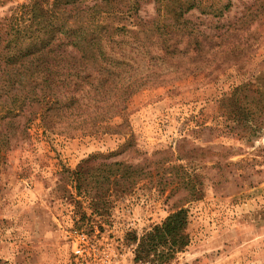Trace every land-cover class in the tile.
Masks as SVG:
<instances>
[{
	"label": "rangeland",
	"instance_id": "obj_1",
	"mask_svg": "<svg viewBox=\"0 0 264 264\" xmlns=\"http://www.w3.org/2000/svg\"><path fill=\"white\" fill-rule=\"evenodd\" d=\"M255 1L231 0L219 21H233ZM258 1L250 26L236 37L206 40L198 54L164 63L133 52L138 71L169 74L128 100L125 122L114 132L64 137L35 120L28 136L10 141L0 159V264H73L71 244L80 231L113 241L118 252L129 248L133 264H264V0ZM24 2L0 0V16ZM126 8L102 17L130 27ZM192 12V21L206 18ZM153 13L152 1L140 0L138 16ZM241 84L253 98L230 118V97ZM98 153L142 172L126 193L97 192L101 206L92 212L71 173L80 166L93 173L89 158ZM178 207L187 210V245L174 253L146 247L135 259L150 230Z\"/></svg>",
	"mask_w": 264,
	"mask_h": 264
},
{
	"label": "trees",
	"instance_id": "obj_2",
	"mask_svg": "<svg viewBox=\"0 0 264 264\" xmlns=\"http://www.w3.org/2000/svg\"><path fill=\"white\" fill-rule=\"evenodd\" d=\"M146 1L153 3L154 13L148 17L137 14L140 0H26L0 16V159L12 139L28 136L35 120L47 133L64 137L114 132L125 122L128 100L169 74L138 71L133 52L164 63L189 52L198 54L206 40L238 36L256 20L259 8L257 0L240 17L220 22L231 0ZM122 4L132 19L130 27L104 21L103 14H123ZM192 11L207 19L192 21ZM249 88L241 84L233 89L230 118L250 103ZM115 118L122 121L114 122ZM112 155L90 156L95 161L90 175L81 166L71 173L92 212L101 206L97 192L126 193L142 172L125 161H108ZM191 196L198 199L200 191L191 188ZM158 225L147 234L148 243L138 246L135 259L149 251L146 247L161 246L174 253L187 245L185 208H176Z\"/></svg>",
	"mask_w": 264,
	"mask_h": 264
},
{
	"label": "built area",
	"instance_id": "obj_3",
	"mask_svg": "<svg viewBox=\"0 0 264 264\" xmlns=\"http://www.w3.org/2000/svg\"><path fill=\"white\" fill-rule=\"evenodd\" d=\"M112 242L95 234L78 232L71 244L73 264H133L132 251L125 248L127 252H118Z\"/></svg>",
	"mask_w": 264,
	"mask_h": 264
}]
</instances>
